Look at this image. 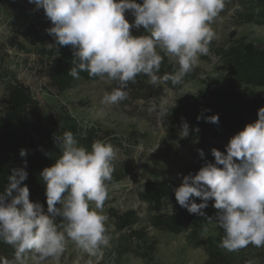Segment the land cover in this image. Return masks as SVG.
<instances>
[{
	"label": "clouds",
	"instance_id": "9594fccd",
	"mask_svg": "<svg viewBox=\"0 0 264 264\" xmlns=\"http://www.w3.org/2000/svg\"><path fill=\"white\" fill-rule=\"evenodd\" d=\"M43 8L53 27L47 29L55 44L71 46L73 67L68 75L116 81L118 87L106 92L102 103L118 104L128 98L129 82L145 75L158 85L182 82L208 55L216 36L212 23L224 10L226 0H29ZM126 11L135 17L125 18ZM141 26L147 35L134 36ZM165 55L174 58L178 70L158 75ZM210 111V110H205ZM160 113H158V116ZM258 119L245 125L230 138L226 151L211 149L215 162H206L196 174L182 177L174 189L177 203L190 214L206 217L209 201L218 210L215 217L224 236L219 246L237 252L248 245L264 247V107ZM218 124L219 115L197 116V121ZM195 131H199L198 128ZM182 137L189 125L182 122ZM60 156L43 169L46 184L47 214L39 202L30 200L22 182L28 177L24 166L12 170L9 185L0 192V241L11 245L14 259L0 264H45L59 261L71 240L90 256H100L109 246L103 214L109 199L117 150L111 143L94 141L91 150L80 146L71 131L54 137ZM201 159L205 153L197 149ZM25 157L26 149L20 150ZM222 166V167H219ZM179 175V174H178ZM193 198L202 202L196 203ZM60 205V207H57ZM57 218H61L57 222Z\"/></svg>",
	"mask_w": 264,
	"mask_h": 264
},
{
	"label": "rangeland",
	"instance_id": "374dc122",
	"mask_svg": "<svg viewBox=\"0 0 264 264\" xmlns=\"http://www.w3.org/2000/svg\"><path fill=\"white\" fill-rule=\"evenodd\" d=\"M243 2L226 0L224 10L211 25L216 36L209 45V54L199 57L198 64L181 83L173 85L171 81H161L154 86L147 77L142 90L124 89L128 92L126 100L105 104L101 102L104 94L115 88L106 78L78 80L63 93L51 88L45 77L51 61L42 53L51 43L35 44L20 36L13 38L7 25L19 20L39 28L48 18L43 8H37L29 0H0V45H3L0 49V110L6 109L4 84L17 81L27 87L39 103L43 110V126L53 130L55 136L62 134L68 122L75 126L80 146L85 147L83 141L93 135L97 140L111 143L117 150L109 199L103 209V214L108 216L109 246L103 248L102 255L90 256L69 240L59 261L49 259L45 264H204L207 256L203 247L189 242L186 233L172 235L149 225L150 213L138 194L148 181H170L180 186L187 170L197 164L195 142L188 136L182 137L181 131H172L171 115L178 100L190 104L199 90L220 88L228 83L230 75L217 51L236 43L264 48V25L241 24L234 17L235 10ZM128 14L134 21L131 12ZM132 34L148 33L141 26L139 30L132 29ZM10 38H13V46H10ZM161 55L168 66L178 70L174 58L163 52ZM166 73L170 72L165 70L158 75L162 77ZM241 89L254 96L264 95L263 88ZM55 148L60 155V149L56 145ZM85 148L91 150V147ZM125 214L133 215L132 225L127 228L121 223ZM60 219L57 218L58 223ZM202 236L214 238L215 226L205 223ZM3 259L0 256V261ZM232 264H264V247L234 254Z\"/></svg>",
	"mask_w": 264,
	"mask_h": 264
},
{
	"label": "trees",
	"instance_id": "16d2710c",
	"mask_svg": "<svg viewBox=\"0 0 264 264\" xmlns=\"http://www.w3.org/2000/svg\"><path fill=\"white\" fill-rule=\"evenodd\" d=\"M234 17L241 24L263 26L264 0H244L235 10ZM125 18L130 24L134 22L128 11ZM7 25L12 30L13 38L20 36L32 40L35 44L51 43L50 48L42 50V53L51 61L45 70V77L49 86L56 92L68 91L78 80L94 81L99 78L89 77L87 72H81L80 79L68 75L75 59L74 50L70 45L55 44L54 37L47 32V29L54 26L49 18L39 28L19 20H12ZM13 38L9 40L10 46L14 44ZM0 49H3V45H0ZM217 55L222 58L230 75L228 83L220 88L205 87L199 90L190 104L178 100L172 110V131H181L182 122L186 121L189 125L188 137L195 142L198 162L187 170V175L196 174L206 162L214 163L211 149L216 148L225 152L230 138L243 130L245 125L255 122L258 119V109L264 107V95L254 96L241 89L242 87L264 89V48H257L251 43H236L218 50ZM165 70L170 73L175 71L174 67L168 66L164 58L159 74ZM146 78L147 76L143 74L138 75L136 82H129L125 90L133 92L142 90ZM109 82L115 88L119 86L116 81ZM4 90L3 102L6 109L0 110V192L9 185L12 170L23 167L26 160L25 170L28 177L22 182V186L27 185L30 200L41 203L47 214L46 184L41 173L44 168L52 166L60 156L55 148L54 131L43 126V110L32 98L27 87L13 80L4 84ZM201 113L204 116L218 114L219 123H208L204 119L197 121V116ZM196 128L199 131H195ZM65 131H71L76 139L79 138L75 126L68 122L62 133ZM94 141L97 139L89 135L82 145L91 147ZM21 149L27 150L28 154L25 157L20 156ZM197 149L204 151L203 159L200 158ZM176 187H179L176 182L148 181L138 194L140 201L147 206L150 213L149 225L154 230L172 235L186 233L189 242L203 247L207 256L204 264H232L234 254L261 249L251 244L237 252H228L221 248L219 244L224 232L215 219L218 210L212 207L214 200H210L209 206L204 209L206 217L190 214L177 203L174 194ZM193 199L196 203L202 202L199 198ZM132 218L131 214H125L121 218L123 228L132 225ZM205 223H212L215 226L214 238H203ZM14 252L15 249L11 245L0 241L1 257L11 261L14 259Z\"/></svg>",
	"mask_w": 264,
	"mask_h": 264
}]
</instances>
